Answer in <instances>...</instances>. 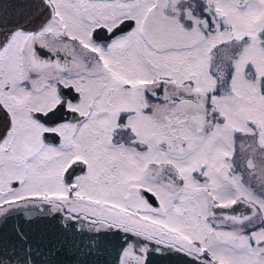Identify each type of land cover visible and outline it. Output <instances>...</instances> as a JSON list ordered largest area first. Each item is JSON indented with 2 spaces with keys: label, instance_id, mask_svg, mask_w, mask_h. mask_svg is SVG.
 Here are the masks:
<instances>
[{
  "label": "snow or ice",
  "instance_id": "snow-or-ice-1",
  "mask_svg": "<svg viewBox=\"0 0 264 264\" xmlns=\"http://www.w3.org/2000/svg\"><path fill=\"white\" fill-rule=\"evenodd\" d=\"M173 259L264 264V0H0V264Z\"/></svg>",
  "mask_w": 264,
  "mask_h": 264
},
{
  "label": "water",
  "instance_id": "water-1",
  "mask_svg": "<svg viewBox=\"0 0 264 264\" xmlns=\"http://www.w3.org/2000/svg\"><path fill=\"white\" fill-rule=\"evenodd\" d=\"M68 259H70V257ZM161 264H178V261L173 259L171 261H162Z\"/></svg>",
  "mask_w": 264,
  "mask_h": 264
}]
</instances>
